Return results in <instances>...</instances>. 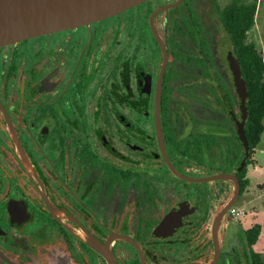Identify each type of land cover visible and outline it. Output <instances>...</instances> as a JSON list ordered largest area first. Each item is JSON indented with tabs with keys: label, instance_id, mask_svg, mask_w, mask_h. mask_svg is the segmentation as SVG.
I'll return each instance as SVG.
<instances>
[{
	"label": "flooded vegetation",
	"instance_id": "obj_1",
	"mask_svg": "<svg viewBox=\"0 0 264 264\" xmlns=\"http://www.w3.org/2000/svg\"><path fill=\"white\" fill-rule=\"evenodd\" d=\"M222 3L150 0L0 48V264L264 255L231 213L252 205L255 147Z\"/></svg>",
	"mask_w": 264,
	"mask_h": 264
},
{
	"label": "water",
	"instance_id": "obj_2",
	"mask_svg": "<svg viewBox=\"0 0 264 264\" xmlns=\"http://www.w3.org/2000/svg\"><path fill=\"white\" fill-rule=\"evenodd\" d=\"M148 1L150 0H0V48L26 39L103 21ZM177 6L178 4L166 6L157 11L154 16ZM228 60L235 76L237 92L241 98L242 118L245 121L248 100L247 84L237 58L230 53ZM244 123L240 126L238 134L247 148ZM219 178L232 180L236 187L235 196H238L240 186L235 175L225 174ZM235 199L236 197L231 202V206Z\"/></svg>",
	"mask_w": 264,
	"mask_h": 264
},
{
	"label": "trees",
	"instance_id": "obj_3",
	"mask_svg": "<svg viewBox=\"0 0 264 264\" xmlns=\"http://www.w3.org/2000/svg\"><path fill=\"white\" fill-rule=\"evenodd\" d=\"M258 2L259 0H232L222 12L223 25L231 36L248 88L250 128L247 137H252L255 149L264 135V53L249 40V32L255 25ZM247 235L251 244H257L262 235V226L254 225ZM255 257L256 264H264V255L256 254Z\"/></svg>",
	"mask_w": 264,
	"mask_h": 264
},
{
	"label": "rangeland",
	"instance_id": "obj_4",
	"mask_svg": "<svg viewBox=\"0 0 264 264\" xmlns=\"http://www.w3.org/2000/svg\"><path fill=\"white\" fill-rule=\"evenodd\" d=\"M222 4L227 5L229 0H222ZM178 11L172 10L169 15H175ZM249 40L253 41L258 48L264 53V0H259L258 10L255 19V25L249 32ZM221 47V46H220ZM222 49V47L220 48ZM226 171V169H225ZM223 170H218L216 173L225 172ZM250 178L252 180V189L250 190V199L252 200V205L243 207L244 205L239 201L236 205L237 208L244 209L247 214L240 220L239 223L241 227L249 228L256 224L262 226V235L257 242L255 249L257 251H264V135L262 137L261 143L255 149L254 164L250 168ZM232 228V224L229 225V230Z\"/></svg>",
	"mask_w": 264,
	"mask_h": 264
},
{
	"label": "built area",
	"instance_id": "obj_5",
	"mask_svg": "<svg viewBox=\"0 0 264 264\" xmlns=\"http://www.w3.org/2000/svg\"><path fill=\"white\" fill-rule=\"evenodd\" d=\"M231 213L240 221L246 216L244 209L237 208L236 206L231 209Z\"/></svg>",
	"mask_w": 264,
	"mask_h": 264
}]
</instances>
